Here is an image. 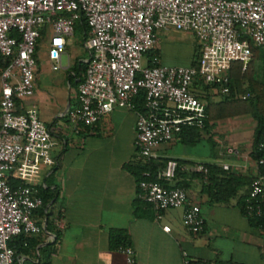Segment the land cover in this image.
<instances>
[{"label": "built area", "instance_id": "obj_1", "mask_svg": "<svg viewBox=\"0 0 264 264\" xmlns=\"http://www.w3.org/2000/svg\"><path fill=\"white\" fill-rule=\"evenodd\" d=\"M80 19L88 29L89 58L77 85L76 107L67 115L68 127L79 134L115 110L132 112L133 147L139 160H157L156 150L173 143L181 127L199 124L204 104L195 95V82L224 85L234 63L242 72L246 69L252 47L264 56V0H0V56L7 62L0 72V264H14L15 253L8 246L12 238L37 237L44 231L35 220L42 208L36 186L21 182L11 187L8 179L15 171L56 165L48 129L35 110L16 112V105L34 92L41 31L50 32L47 59L56 71ZM160 30L191 34L200 48L197 65L142 66ZM140 96L142 106L137 109ZM258 151L261 170L250 182L246 215H259L264 208V142ZM182 168L189 174H206L202 164ZM176 169V161L166 159L154 180L144 172L138 198L152 207L157 219L162 211L182 208L184 225L196 236L204 228L199 205L188 201L184 189L168 186ZM53 223L61 227L59 217L54 216ZM115 251L133 263L129 247ZM182 264L202 263L182 253Z\"/></svg>", "mask_w": 264, "mask_h": 264}, {"label": "crops", "instance_id": "obj_2", "mask_svg": "<svg viewBox=\"0 0 264 264\" xmlns=\"http://www.w3.org/2000/svg\"><path fill=\"white\" fill-rule=\"evenodd\" d=\"M75 32L83 53L69 54L68 44ZM166 32L157 33L154 47L157 63L164 67L177 66L169 63L167 57L162 59L159 52V35ZM72 35L67 38L63 52L68 54V65L53 71L47 59L50 32L46 28L41 31L35 50L34 92L16 105V112L36 111L55 142L57 151L51 157L58 159V163L54 169L39 166L31 172L15 171L11 178L34 186H44L47 182L55 185L58 198L52 218L59 217L61 227L53 223L54 230L46 231L44 219L37 212L35 220L44 231L30 237V245L16 253L14 264H130L121 253L110 249V230L122 231L127 237L132 264H182V253L202 264H263L262 233L250 229L246 219L233 207L236 197L228 205H207L201 180L183 168L182 174L168 185L178 184L186 191L188 201L199 205L204 221L200 234L192 236L187 231L182 208L162 211L157 219L152 207L138 198L134 177L122 169L124 163L135 158L134 113L115 110L104 115L95 128H82L79 134L71 132L67 115L76 107L77 85L82 76L76 69L81 64L85 66L89 58L85 47L87 34L77 27ZM190 36L193 55L197 42ZM192 55L186 64L179 66H190ZM199 83L202 84L193 85L196 97L203 104L200 97L204 95L212 101L211 88L205 92ZM253 129L249 115L222 119L205 137L201 134V139L213 146L205 155L182 149L184 145L178 140L160 146L156 154L161 160L174 159L184 166L214 164L239 177L243 182L237 193L240 196L247 192L259 170L250 157ZM197 157L201 160H196Z\"/></svg>", "mask_w": 264, "mask_h": 264}, {"label": "trees", "instance_id": "obj_3", "mask_svg": "<svg viewBox=\"0 0 264 264\" xmlns=\"http://www.w3.org/2000/svg\"><path fill=\"white\" fill-rule=\"evenodd\" d=\"M79 28L84 35L87 34V26L83 19L75 22L74 29ZM73 29V31H74ZM253 56L248 63L246 69L242 72L241 65L239 63H234L229 71V76L224 85H202L200 84L203 91L208 92L210 88H215L219 90L225 87L227 90L226 95L219 101L212 102L209 101L208 96L204 95L200 99L204 100V110L202 113L201 121L198 125L183 126L179 134L176 136L175 140H178L183 145H194L201 140V134H209L210 131L215 126L216 122L226 118H232L235 116L249 115L254 122L253 138H252V151L250 157L255 162L261 156L258 151V145L264 142V56L263 52L259 48H251ZM200 56V48L198 45L194 46L193 55L190 66L195 67ZM146 60V66L150 67L157 62V52L154 48L144 54ZM258 58H262V68L260 78L255 76V71L253 67V62ZM7 62L0 56V72L6 66ZM85 66L82 64L78 66L76 72L83 73ZM248 95L247 98L242 99L244 95ZM137 109H141L142 99L141 96L136 101ZM166 160V159H165ZM165 160H139L132 159L122 165V169L130 173L136 182L137 193H139L138 183L144 180L143 173L149 172L148 180L155 179V173L157 170L163 167ZM58 159L56 160V165L52 169L56 168ZM177 169L175 172V178L182 174V162L176 161ZM192 165V164H188ZM206 168V174L197 175L192 174L201 180L202 192L207 197V205L213 204H223L228 205L229 201L236 197V201L233 207L238 209L239 213L246 219V222L250 229L261 231L264 239V208L259 215H246L244 211L245 199L248 196L249 189L247 192L240 196H237L238 191L243 186V182L239 177L231 175L227 172L222 171L220 168L216 167L214 164H202ZM187 166V165H185ZM261 170V167H258ZM185 173V172H184ZM251 182V181H250ZM8 183L11 187H14L21 182L14 180L13 178L8 179ZM250 185V183H249ZM169 187H179L176 185H168ZM38 194L42 200V208L37 212L40 217L44 219L45 230L53 231V207L58 198V189L55 185L45 183L44 186H36ZM183 189V188H182ZM36 212V213H37ZM38 224V222H37ZM39 225V224H38ZM55 240L57 239V232L54 231ZM55 240L48 246L55 243ZM31 238L17 236L12 238L8 242V246L14 251L15 255L17 252L21 251L22 248H26L30 245ZM109 247L111 250H116L118 247H128L127 237L122 231L110 230L108 237ZM25 244V247L23 246ZM262 263L264 264V246L260 249ZM197 263L196 261H193ZM219 264H231V263H219Z\"/></svg>", "mask_w": 264, "mask_h": 264}, {"label": "rangeland", "instance_id": "obj_4", "mask_svg": "<svg viewBox=\"0 0 264 264\" xmlns=\"http://www.w3.org/2000/svg\"><path fill=\"white\" fill-rule=\"evenodd\" d=\"M76 32L70 37V43L68 44L67 52L69 54L72 53H83L82 46L78 40H76ZM160 40V55L163 57L162 59L166 60L168 58V62L173 65H184L190 59L192 55V45L193 39L189 33L186 32H179L176 30H167L165 34L159 35ZM167 57V58H166ZM263 60L262 58H258L253 62V67L255 71V76L260 78L261 75V68H262ZM68 65V54L65 52L61 55L60 58V67H66ZM142 66H146V60L143 57L142 59ZM223 89L220 88L216 90L215 88L210 89L211 93V100L216 102L221 100L226 93L222 91ZM218 127V125H217ZM207 134H203L205 137ZM212 145L209 142H205L204 140H200L198 143L194 145H184L181 147L182 149H186L193 154L198 155H205L208 151L212 149ZM56 148H52L50 150V155H53L56 152ZM196 160H201V157H197ZM204 160V159H203Z\"/></svg>", "mask_w": 264, "mask_h": 264}]
</instances>
